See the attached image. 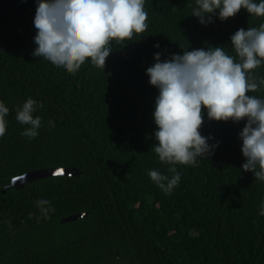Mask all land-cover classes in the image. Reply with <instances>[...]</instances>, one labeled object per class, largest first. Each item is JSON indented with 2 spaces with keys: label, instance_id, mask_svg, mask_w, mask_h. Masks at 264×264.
<instances>
[{
  "label": "trees",
  "instance_id": "1",
  "mask_svg": "<svg viewBox=\"0 0 264 264\" xmlns=\"http://www.w3.org/2000/svg\"><path fill=\"white\" fill-rule=\"evenodd\" d=\"M36 7V0H0V101L9 108L0 137V264H264V181L242 168L246 120L210 121L203 110L201 135L218 147L194 165L162 163L152 150L159 93L147 75L158 51L167 60L224 47L235 57L230 37L259 28L264 17L241 9L204 26L191 16L194 0H145L143 33L110 42L105 68L89 58L66 73L33 55ZM252 73L264 77V64ZM246 94L264 98V88ZM29 98L41 106L31 142L16 120ZM170 167L181 179L167 194L147 173L171 177ZM50 168L81 174L6 188ZM42 199L54 209L48 219L35 207ZM76 214L87 216L63 222Z\"/></svg>",
  "mask_w": 264,
  "mask_h": 264
},
{
  "label": "clouds",
  "instance_id": "2",
  "mask_svg": "<svg viewBox=\"0 0 264 264\" xmlns=\"http://www.w3.org/2000/svg\"><path fill=\"white\" fill-rule=\"evenodd\" d=\"M34 27L36 45L33 55L58 70L75 73L90 58L96 67L105 68L111 43H122L147 29L145 0H36ZM191 16L207 26L213 17L227 21L241 9L264 17V0H194ZM236 56L224 47L193 49L172 54L162 60L154 53L155 63L147 69L150 84L158 89L153 113L156 145L152 148L162 163L194 165L197 158L211 156L214 147L209 137L201 135L204 111L210 121L246 124L239 134L241 152L246 158L243 171L252 172L255 180L264 181V98L248 95L264 88V77L252 70L264 64V23L259 28L237 30L231 37ZM154 47L160 48L159 44ZM40 105L31 98L17 109L16 120L29 142L37 139L41 120L34 119ZM9 108L0 101V137L6 131ZM53 127L51 122L48 125ZM171 177L151 169L148 176L158 188L171 194L181 176L170 167ZM35 207L48 219L54 209L42 199ZM259 215L264 216V201ZM29 220L33 217L30 215Z\"/></svg>",
  "mask_w": 264,
  "mask_h": 264
},
{
  "label": "water",
  "instance_id": "3",
  "mask_svg": "<svg viewBox=\"0 0 264 264\" xmlns=\"http://www.w3.org/2000/svg\"><path fill=\"white\" fill-rule=\"evenodd\" d=\"M81 172L76 169H66V168H50V169H42L30 173H26L19 177L12 179L11 184L6 186V188H24L25 185L30 184L32 182L38 181L40 179H46L49 177H58V176H79ZM5 188V189H6ZM86 214H76L69 216L63 220V222H74L81 218L86 217Z\"/></svg>",
  "mask_w": 264,
  "mask_h": 264
}]
</instances>
